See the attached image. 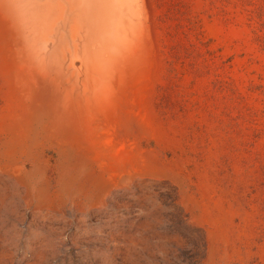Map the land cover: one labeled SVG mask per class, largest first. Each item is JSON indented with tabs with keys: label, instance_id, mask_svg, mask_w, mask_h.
I'll use <instances>...</instances> for the list:
<instances>
[{
	"label": "rangeland",
	"instance_id": "obj_1",
	"mask_svg": "<svg viewBox=\"0 0 264 264\" xmlns=\"http://www.w3.org/2000/svg\"><path fill=\"white\" fill-rule=\"evenodd\" d=\"M0 264H264V0H0Z\"/></svg>",
	"mask_w": 264,
	"mask_h": 264
}]
</instances>
